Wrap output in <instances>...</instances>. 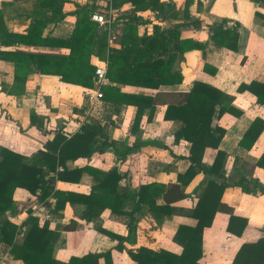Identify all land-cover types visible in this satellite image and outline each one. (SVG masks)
<instances>
[{
  "label": "crops",
  "instance_id": "crops-1",
  "mask_svg": "<svg viewBox=\"0 0 264 264\" xmlns=\"http://www.w3.org/2000/svg\"><path fill=\"white\" fill-rule=\"evenodd\" d=\"M185 1L159 0L164 5L162 10L154 8L133 13L129 3L113 8L108 5L109 0H63L56 13H52L51 8L44 11L48 20L40 35L50 41L40 45L18 41L0 45V51L5 52V56L0 58V146L29 157L38 149H44L46 141L51 140L58 129L63 136L69 138L80 130L85 121L100 124L106 129L109 139L122 143L119 156L112 147H107L103 152H93L89 157L68 161L67 165L70 168L118 170L121 174L118 188L124 193L123 209L129 211L134 202L127 194L135 192L140 185L151 182L176 183L177 174L183 173L190 163L187 158L190 143L183 139L174 142L173 122L163 119L165 104L160 99V93L188 91L195 80L215 86L232 96V107L241 112L239 116L229 112L214 115L211 122L212 126L224 128L218 148L225 152L221 172L229 185L223 190L221 200L232 207L235 215L247 218V224L241 235L235 236L226 231L228 214L216 212L212 224L203 230V254L199 261L202 264H231L241 243L255 242L264 237V195L257 188L243 192L235 184L242 176H252L264 183V168L255 165L264 150V128L249 149L238 144L253 118L264 119V107L255 102V96L249 91H237L240 83L264 80V18L255 15L256 11L264 15V4L260 5L252 0H187L188 16L185 17ZM79 7H86L89 11V21L83 24L72 44L77 45L90 37V47L91 40L96 39L87 30L94 22L90 19L91 13L108 11L109 8L112 10L109 26H100L101 29L97 26V33L105 34L106 49L102 57L92 53L89 55L88 61L92 65L108 61L110 50L120 48L121 36L129 21L134 24V33L138 37L152 35L156 26L158 31H167L179 24V39L189 38L203 46L199 49L176 51L173 47L174 40L170 39L168 50L162 57L174 54L170 69L179 71L182 75L177 84L149 88L107 79L103 85H115L124 94H140L157 100L151 119H148L149 108H145L139 128L133 133L131 124L136 113L135 105H118L99 97L90 100L88 94L94 91L93 87L86 88L60 79L57 72L63 66H60L57 58L46 64L42 63L48 69L45 72H40L35 62H29L30 70L22 94H8L3 87H9L13 82L14 62L9 56L14 51L68 56L70 45L62 41L69 43L78 22L79 15L76 11ZM0 10L6 29L14 34L25 33L33 17L40 15L42 11L36 0H0ZM221 20H225V27H236V50L218 46L210 38L207 25ZM204 64L215 68L216 72L212 74L204 70ZM67 69L71 71L68 67ZM74 72L69 74L74 75ZM218 108L216 106V110ZM30 110L34 111L35 122L40 126L30 123ZM136 143L141 144L126 156L120 157L125 147ZM215 152L216 149L206 147L202 162L211 164ZM45 171L46 178L56 176L54 171ZM205 178L207 175L203 172L196 173L184 187L189 196L171 203L173 214L164 216L160 223L148 210V206L142 205L135 213L136 228L130 239L120 243L122 250L115 248L119 244L117 239L102 231L126 236L130 218L127 214L113 213L108 208L102 210L98 217L86 220L82 215L84 204L66 202L62 210L55 212L54 197L46 199L49 203L47 206L26 189L17 187L13 192V199L19 210L9 215L8 219L18 225L15 241H21L28 228L27 209L38 219L39 226L47 222L48 228L57 234L53 242V254L60 261L88 252L110 250L113 264H130L132 260L126 251L140 246L180 253V245L172 239L177 226L196 223L195 219L184 215L180 210H188L195 204L197 191L194 192V189ZM95 182L93 175L83 170L77 182L55 180L54 187L88 194ZM155 202L162 204V196L157 195ZM72 222L75 227L66 229L65 226ZM0 264H22V261L12 257L7 244H1ZM98 264H104L103 258L98 260Z\"/></svg>",
  "mask_w": 264,
  "mask_h": 264
},
{
  "label": "trees",
  "instance_id": "trees-1",
  "mask_svg": "<svg viewBox=\"0 0 264 264\" xmlns=\"http://www.w3.org/2000/svg\"><path fill=\"white\" fill-rule=\"evenodd\" d=\"M257 4H264V0H252ZM42 9L40 15L33 17L25 33H10L2 19L0 10V45L11 44L12 42H25L28 44L40 45L50 39L42 38L40 32L46 24L48 17L45 16L47 9L51 8L52 13H56L63 0H36ZM124 3H129L131 11L154 9L162 10L164 5L159 0H109L108 5L119 7ZM184 4V16H188L187 6ZM78 22L70 38V52L67 57L53 56L46 54H29L24 51H14L10 58L14 62V77L11 86L3 85L8 94L20 95L24 92L26 76L29 72V62H35L40 72L48 70L42 64L52 59L60 61L61 70L57 72L60 79L71 82L86 88L93 86L94 65L89 63V55L95 54L103 56L106 49L104 41L105 34L97 33V24L93 22L88 27V34L95 37L94 41L90 37L87 41L82 40L77 45L73 41L79 35L83 24L89 21V11L86 7H79L76 11ZM256 16L264 18V15L255 12ZM174 25L170 30L158 31L154 29L152 35L138 37L134 31L135 26L132 21L126 23L125 30L121 36L120 48L111 49L108 54V67L106 77L111 82L132 84L149 88H158L160 85H172L181 81L182 75L179 71H171L170 64L173 55L166 54L170 39L174 40L173 47L177 51L202 48V44L192 39H179L178 27ZM210 38L218 45L236 50L237 31L236 27H225V20L207 25ZM4 51H0V58L5 56ZM13 55V56H12ZM67 67L75 71L74 75L69 74ZM204 70L212 74L215 68L207 64ZM247 90L255 96V102L264 107V80H252L249 83H240L237 91ZM101 100L112 102L118 105L132 104L136 107V113L131 124V132H135L140 125L141 116L145 108H149L148 119H151L157 100L149 96L140 94H124L115 85L101 86ZM160 99L165 104L163 119L173 122L174 142L183 139L190 143L189 166L183 173L177 174L176 183H156L151 182L140 185L138 189L130 193L129 196L134 206L129 211L123 209L124 193L118 188L121 174L118 170L111 169L102 171L89 167H73L67 165L68 161H73L78 157H89L93 152H103L105 148L112 147L115 154L119 156V147L122 143L109 139L106 129L98 123L83 122L80 130L69 138L61 134L58 129L51 140L46 141L44 149H38L34 154L27 157L19 152L0 146V246L7 244L9 252L15 259H20L22 264H98V260L103 258L104 264H113L110 250L103 252H88L81 256H71L67 261H60L54 257L53 242L57 234L48 228V223L38 225V219L31 215V210L27 209L28 217L26 224L28 228L21 241H15L18 225L8 219L9 215L19 210L17 203L13 199L15 188L26 189L37 200L47 206L46 199L50 196L55 198L54 211L62 210L66 202L80 203L85 205L82 213L83 218L91 220L100 215L102 210L108 208L117 214H127L130 218L127 229L128 234L121 236L103 230L111 238L118 240L116 249L122 250L120 245L124 240L130 239V235L136 228L137 218L135 213L142 205H147L148 210L160 223L164 216H171L174 209L171 203L189 196L184 191V187L198 172H203L207 178L194 189L197 191V200L188 210H180L184 215L196 220L194 225L179 224L173 235V241L180 245V253H174L165 249L152 250L148 247L140 246L135 250H127V254L132 260L130 264H202L199 260L202 257V233L204 228L212 224L214 214L218 211L228 214L226 231L240 236L247 224V218L235 215L231 206L221 200L223 190L229 185L221 172L225 152L218 148L219 142L224 134V128L212 126L214 115H221L229 112L235 116L241 114L231 105L232 96L225 94L215 86L195 80L188 91H172L160 93ZM216 106L219 108L216 110ZM30 123L35 122V114L30 110ZM40 126L39 124H37ZM264 128V119L255 117L243 133L238 144L249 149L260 132ZM154 143V142H153ZM125 147L120 157L126 156L134 147ZM211 147L216 149L211 164H204L202 156L204 149ZM255 165L264 168V150ZM60 167V169H59ZM54 171L55 177H45L46 171ZM89 171L95 183L88 194H81L73 191H64L54 187L55 180L77 182L82 171ZM243 192H250L258 189L264 195V183L252 176H242L236 183ZM161 195L162 204L155 202V197ZM75 223L66 225V229H73ZM231 264H264V237L255 242H243L235 252Z\"/></svg>",
  "mask_w": 264,
  "mask_h": 264
},
{
  "label": "built area",
  "instance_id": "built-area-1",
  "mask_svg": "<svg viewBox=\"0 0 264 264\" xmlns=\"http://www.w3.org/2000/svg\"><path fill=\"white\" fill-rule=\"evenodd\" d=\"M90 19L96 22L97 26L107 27L112 21V10L109 8L108 11H93L90 15ZM108 61L105 60L100 63L94 64V75H93V92H89L88 96L90 100L100 98L101 86L107 81L106 69ZM91 87V88H92Z\"/></svg>",
  "mask_w": 264,
  "mask_h": 264
},
{
  "label": "water",
  "instance_id": "water-1",
  "mask_svg": "<svg viewBox=\"0 0 264 264\" xmlns=\"http://www.w3.org/2000/svg\"><path fill=\"white\" fill-rule=\"evenodd\" d=\"M100 29H101V27H100Z\"/></svg>",
  "mask_w": 264,
  "mask_h": 264
}]
</instances>
